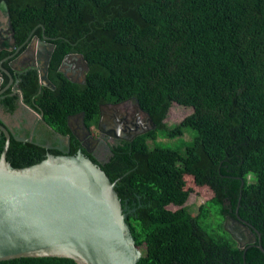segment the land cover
Masks as SVG:
<instances>
[{
  "label": "trees",
  "instance_id": "trees-1",
  "mask_svg": "<svg viewBox=\"0 0 264 264\" xmlns=\"http://www.w3.org/2000/svg\"><path fill=\"white\" fill-rule=\"evenodd\" d=\"M3 1L20 45L32 30L56 45L48 75L55 89L41 86L37 69L19 84L24 103L48 125L68 134L70 116L84 113L95 125L101 104L124 100H135L155 123L114 147L108 163L90 156L135 210L127 222L142 251L138 264H264V0ZM70 53L88 62L84 84L59 69ZM15 98L3 101L11 111ZM173 104L193 112L168 126ZM19 147L20 160L11 155ZM47 153L12 139L7 160L24 167ZM188 178L212 193L195 214L185 206ZM236 211L260 234L243 249L224 230ZM0 264L76 263L39 257Z\"/></svg>",
  "mask_w": 264,
  "mask_h": 264
},
{
  "label": "water",
  "instance_id": "water-1",
  "mask_svg": "<svg viewBox=\"0 0 264 264\" xmlns=\"http://www.w3.org/2000/svg\"><path fill=\"white\" fill-rule=\"evenodd\" d=\"M0 23L7 28L1 31V40L10 38L14 46L6 1L0 2ZM3 33L9 36L3 37ZM54 48L38 37L30 47L37 54L34 59L41 86L52 89L55 86L48 78V70ZM60 71L70 81L84 84L89 65L82 54H68ZM78 74L80 81L76 80ZM149 120L155 128L153 120ZM0 129L7 137L0 155V262L60 257L76 264L139 263L142 251L127 222L128 214L135 210L122 203L116 191L117 181H111L102 167L82 152L47 153L40 162L15 167L7 160L10 132L4 126ZM236 212L237 217L225 219L224 230L241 249L256 244L260 234ZM258 248L264 253L262 245Z\"/></svg>",
  "mask_w": 264,
  "mask_h": 264
},
{
  "label": "flooded vegetation",
  "instance_id": "flooded-vegetation-1",
  "mask_svg": "<svg viewBox=\"0 0 264 264\" xmlns=\"http://www.w3.org/2000/svg\"><path fill=\"white\" fill-rule=\"evenodd\" d=\"M4 29L7 28L3 23H0V65L2 67L0 68V126H4L10 132V145L12 139H14L19 143H34L43 146L48 150V153H51V150L58 151V155H76L78 152H82L87 157L90 158L91 156L96 159L98 163L106 164L113 155L112 149L114 147L132 141L137 136L143 135L152 129L149 114L135 100H124L122 102L101 104L95 125H88L85 114L80 113L68 118V134L58 132L54 127L47 124L41 113L21 102L20 77L33 69H37L38 64L34 59L37 54L30 49L38 37L33 36L35 30H32L25 42L20 45L16 37V29L13 26L15 37V45L13 46L10 38L1 40V31ZM8 36L9 34L3 33V37L7 38ZM40 39L55 45V43L49 41L51 38L44 34ZM55 49L56 45L54 52ZM23 55H26L25 59L21 58ZM41 56H44V53ZM4 70L8 71V73ZM79 70L78 72L80 73L81 69ZM12 78L13 82L11 81ZM76 80H81L80 74H78ZM13 97H16V106L15 110L11 111L3 101ZM22 114L28 116L23 126L20 125V116ZM0 141L3 142L4 149L7 137L1 129ZM107 148L109 154H107ZM73 150H75V154H71ZM11 155L12 158L16 157L20 160V147L13 149ZM249 245L252 244H247L246 246Z\"/></svg>",
  "mask_w": 264,
  "mask_h": 264
},
{
  "label": "rangeland",
  "instance_id": "rangeland-1",
  "mask_svg": "<svg viewBox=\"0 0 264 264\" xmlns=\"http://www.w3.org/2000/svg\"><path fill=\"white\" fill-rule=\"evenodd\" d=\"M193 112V109L190 107L181 106L178 104H173L171 107L167 119L165 122L168 126H173L178 123H180L185 117L190 115ZM28 117L26 114H22L20 116V125H24L25 119ZM18 119V118H17ZM107 154H109L108 148H107ZM186 187L189 190L190 194L188 197V200L185 204V206L189 207L192 213H198L200 207L207 203V201L212 196V193L209 191L206 187H200L196 185V183L193 181L192 178H188L186 180ZM171 210H177L178 206H168ZM215 218V217H213ZM214 222V223H213ZM213 222H211V227L215 228V224L217 223L215 219H213Z\"/></svg>",
  "mask_w": 264,
  "mask_h": 264
}]
</instances>
